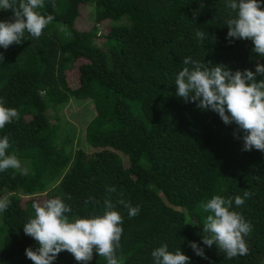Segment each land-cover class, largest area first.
<instances>
[{
	"label": "trees",
	"instance_id": "16d2710c",
	"mask_svg": "<svg viewBox=\"0 0 264 264\" xmlns=\"http://www.w3.org/2000/svg\"><path fill=\"white\" fill-rule=\"evenodd\" d=\"M44 4L39 11L54 20L39 38L25 32L21 43L0 47V98L19 112L0 138L9 137L8 152L21 161V169L0 172V198L11 200L0 213V264H33L25 250L38 244L23 225L34 202L57 196L72 208L70 217L102 214L105 197L113 201L123 218L120 264H153L152 251L165 243L169 251L180 248L189 264H264V152L243 150L244 133L234 135V123L175 94L185 57L233 72H255L257 61L264 63L251 40L227 38L225 21L235 13L225 0ZM90 6L94 23L79 25L75 19ZM11 17L0 10V20ZM63 104L68 114L56 112ZM245 191L251 196L237 207L235 197ZM216 194L232 198L251 223L247 255L227 259L202 243L209 213L200 205ZM136 206L140 212L130 218ZM191 241L207 258L194 253ZM53 264L82 262L61 251ZM88 264L107 261L94 252Z\"/></svg>",
	"mask_w": 264,
	"mask_h": 264
},
{
	"label": "clouds",
	"instance_id": "9594fccd",
	"mask_svg": "<svg viewBox=\"0 0 264 264\" xmlns=\"http://www.w3.org/2000/svg\"><path fill=\"white\" fill-rule=\"evenodd\" d=\"M262 3L264 0H225L226 8L235 13L225 21L227 38L251 40L253 51L260 57H264ZM44 7V0H19L18 5L16 0H0V10L12 12L10 19L0 20V47L6 50L13 43H21L25 32L39 38L54 20L53 15L39 11ZM195 35L202 41L206 38L205 31L197 30ZM0 60H4L3 53H0ZM183 64L185 66L175 77L176 96L186 103L195 102L201 110L214 111L225 125L234 123V135L241 130L244 133L243 150L264 152V79H256L258 75L264 77V63L257 61L255 72L250 69L233 72L223 64L193 60L190 56L183 59ZM5 103L0 98V129L19 119L18 110L5 106ZM10 147L8 136L0 138V172L21 169L17 155L8 152ZM24 174H27L26 169ZM107 191L113 193L116 189L110 187ZM250 196L248 191L243 197L236 196L235 205L242 206ZM10 205L7 196L0 198V213ZM32 208L34 214L23 225V231L38 244L35 250L31 247L25 250L33 264H53L61 251L71 253L82 264H88L94 252L104 257L107 264H120L116 253L120 248L123 218L109 197L103 201L102 214L90 217H70L68 214L72 208L61 196L34 202ZM200 208L209 213L203 223L204 245L209 248L217 246L227 259L249 253L245 237L250 234L252 225L233 209L232 198L216 194L202 202ZM139 212V206L129 207L128 216L135 217ZM189 246L196 255L207 258L204 248L197 242L191 241ZM151 256L153 264H189L190 261L180 248L169 251L166 243L155 248Z\"/></svg>",
	"mask_w": 264,
	"mask_h": 264
},
{
	"label": "rangeland",
	"instance_id": "374dc122",
	"mask_svg": "<svg viewBox=\"0 0 264 264\" xmlns=\"http://www.w3.org/2000/svg\"><path fill=\"white\" fill-rule=\"evenodd\" d=\"M75 20L81 26L90 27L94 23V21H95L94 7L90 6L89 13L86 15L85 18L78 17ZM98 31H101V32L103 31V29L99 26V24L97 26V32ZM98 33H100V32H98ZM56 112H62L63 115L69 113L66 104H63V105L59 106V109L56 110ZM82 124H83V119L81 120V123H80L81 129H82ZM79 129H80V127H76V134L79 135L80 138H82L81 137L82 130L80 132ZM81 141H82V139H81ZM122 159H123V162H126L128 160L127 159V156L125 154H122Z\"/></svg>",
	"mask_w": 264,
	"mask_h": 264
}]
</instances>
